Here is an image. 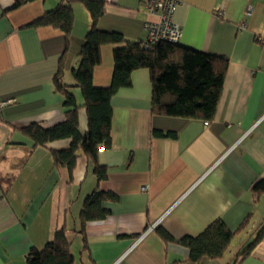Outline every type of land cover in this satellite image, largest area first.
<instances>
[{"label": "crops", "instance_id": "crops-1", "mask_svg": "<svg viewBox=\"0 0 264 264\" xmlns=\"http://www.w3.org/2000/svg\"><path fill=\"white\" fill-rule=\"evenodd\" d=\"M105 2L100 30L130 41L147 38L145 0ZM178 2L173 19L182 29L180 45L228 60L215 118L207 125L153 116L150 71L136 70L131 87L111 101V146L98 154L107 178L99 182L95 163L80 155L69 183L52 151L67 149L71 141L34 148L23 131L65 121V98L53 83L63 57L65 83L82 106L79 129L87 132L73 71L90 13L83 3L74 5L67 48L59 29L28 27L61 0H36L15 10L14 0H0V264H27L28 253L42 250L63 227L75 264H192L189 248L176 241L196 238L216 221L234 237L221 258L199 264H264V238L240 257L264 222V195L252 191L264 178V0ZM118 47L101 48L95 87L111 85ZM153 130L175 132L177 138L155 137ZM96 189L117 199L104 202L105 219L86 225L84 250L80 214ZM160 229L175 241L166 242Z\"/></svg>", "mask_w": 264, "mask_h": 264}, {"label": "trees", "instance_id": "trees-1", "mask_svg": "<svg viewBox=\"0 0 264 264\" xmlns=\"http://www.w3.org/2000/svg\"><path fill=\"white\" fill-rule=\"evenodd\" d=\"M36 0H14L12 10L18 9ZM83 3L91 16V27L79 52L80 62L73 71L75 88L80 89L84 108L88 116V130L82 134L79 129V105L71 87L64 78L63 57L53 83L55 90L65 98V121L52 128H43L31 124L24 129L33 147L69 139L70 146L63 150L52 151L57 167H64L68 172V182H73V171L80 155H85L95 163L97 179L105 180L108 176L106 167L98 163L100 148L111 146V125L113 120L112 98L124 88L132 85V73L148 69L151 74L153 116H165L183 119H201L210 122L215 118L223 92L228 60L201 51L160 42L153 48L142 46L143 40L130 41L118 32L103 31L98 22L105 14V0H61L54 10L46 12L28 27H52L62 31L68 48L74 27V5ZM104 45L119 46L114 51V73L111 85L106 88L94 86L93 76L97 66L102 62L101 48ZM121 45V46H120ZM153 136L159 138H177L175 132L153 130ZM252 191L256 197L264 195V178L258 180ZM117 196L111 192L96 189L84 201L80 214L79 233L84 239V250L88 249L86 225L89 222L103 220L109 211L103 207L104 202L114 201ZM166 242H173L165 231H159ZM68 231L62 228L56 232L54 239L42 250L32 249L27 257V264H75L71 251ZM234 233L223 222L216 221L196 238H184L176 241L189 248L192 264H199L204 258L219 259L229 248ZM264 238V222L256 239L240 254L241 259ZM237 264V262L235 263Z\"/></svg>", "mask_w": 264, "mask_h": 264}, {"label": "built area", "instance_id": "built-area-1", "mask_svg": "<svg viewBox=\"0 0 264 264\" xmlns=\"http://www.w3.org/2000/svg\"><path fill=\"white\" fill-rule=\"evenodd\" d=\"M178 3V0H145L148 20L147 38L142 42L143 47L153 48L160 42L180 44L182 29L173 19Z\"/></svg>", "mask_w": 264, "mask_h": 264}]
</instances>
